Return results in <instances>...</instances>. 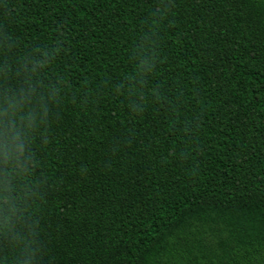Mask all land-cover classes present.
I'll use <instances>...</instances> for the list:
<instances>
[{
  "label": "trees",
  "instance_id": "1",
  "mask_svg": "<svg viewBox=\"0 0 264 264\" xmlns=\"http://www.w3.org/2000/svg\"><path fill=\"white\" fill-rule=\"evenodd\" d=\"M0 264H264V0H0Z\"/></svg>",
  "mask_w": 264,
  "mask_h": 264
}]
</instances>
